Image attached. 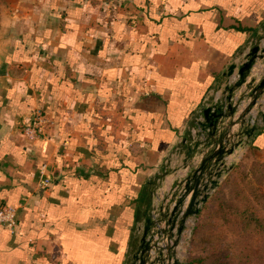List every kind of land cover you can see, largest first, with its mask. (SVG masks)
Wrapping results in <instances>:
<instances>
[{
	"label": "crops",
	"instance_id": "obj_1",
	"mask_svg": "<svg viewBox=\"0 0 264 264\" xmlns=\"http://www.w3.org/2000/svg\"><path fill=\"white\" fill-rule=\"evenodd\" d=\"M256 45L264 0H0V207L17 208L0 264H128L153 192L186 172L202 108ZM261 129L221 183L239 164L264 170Z\"/></svg>",
	"mask_w": 264,
	"mask_h": 264
},
{
	"label": "water",
	"instance_id": "obj_2",
	"mask_svg": "<svg viewBox=\"0 0 264 264\" xmlns=\"http://www.w3.org/2000/svg\"><path fill=\"white\" fill-rule=\"evenodd\" d=\"M258 60H264V46L261 45L250 49L246 60L239 64L235 79L229 80L224 91L202 108L196 130L190 136L184 162L186 172L176 177L162 197L160 192H153L144 213L139 245L128 264H182L176 256L177 250L185 251L180 245H189L204 203L235 164L228 166V158L240 155L237 150L245 143L244 137H251L264 126V113L260 114V121L259 115L252 113L253 107L259 103L261 107L264 101V71L259 76L252 74ZM236 68V64L231 65L229 77L234 75ZM246 99L247 105L237 115ZM235 125L239 128L232 132ZM198 156L201 159L195 161Z\"/></svg>",
	"mask_w": 264,
	"mask_h": 264
},
{
	"label": "trees",
	"instance_id": "obj_3",
	"mask_svg": "<svg viewBox=\"0 0 264 264\" xmlns=\"http://www.w3.org/2000/svg\"><path fill=\"white\" fill-rule=\"evenodd\" d=\"M262 128H264V126ZM261 131L262 129H260L258 133ZM261 133H263V131ZM256 167L257 166L252 167L253 179L259 180L264 178L263 169L261 170L263 175H254L257 170ZM236 173L241 182L245 180V183H247L249 187H252L249 193H243L244 188H241V192L235 193L237 196L236 199H238L239 202L242 200L245 203L233 205L228 209L225 208L224 202H220L218 208L206 207L205 212L203 211L204 213H202L203 216H201V221H199L195 229V236L198 234L202 235L206 225H215L211 223L210 219H205L210 213L214 218H220L221 214L223 217L227 215L225 222L230 225L235 223L238 229L240 238L238 239V246L240 247V251L232 254V252L228 251L226 248V260L221 261L215 259L213 264H264V253L261 252V250H264V209L261 203L264 201V193L259 191L258 184H256V186L253 185L255 184L253 183L254 180L247 179L248 174L245 173V169H243L241 164L233 168V171L226 179L225 183H236L237 181L235 182V179H233ZM237 184H239V182H237ZM214 198L221 199V194L217 193ZM188 261L189 264H203V259H195L193 256H191Z\"/></svg>",
	"mask_w": 264,
	"mask_h": 264
},
{
	"label": "rangeland",
	"instance_id": "obj_4",
	"mask_svg": "<svg viewBox=\"0 0 264 264\" xmlns=\"http://www.w3.org/2000/svg\"><path fill=\"white\" fill-rule=\"evenodd\" d=\"M252 166V164H248L242 167L243 169H245V173L248 174L247 179L254 180ZM256 168L257 170L254 175H263L261 173L262 168H260L259 166H257ZM233 179H235V182H239V184H237V182L232 184L225 182L221 183L217 192H215V195L212 197L211 202L209 201V203L207 202L203 206L201 216H203L202 213L205 212L206 207L218 208L220 202H224L225 208L227 209L233 205L245 203L242 200L239 202L238 199H236L237 196L235 195V193L241 192V188H244L243 193H249L251 192L252 187H249V185L245 183V180L244 182H241L240 178L237 177V173L234 175ZM253 183H255L253 184L255 186L256 184H258L259 191L264 193V178L254 180ZM217 193L221 194V199L214 198ZM261 203L264 209V201H262ZM225 218H227V215L223 217V215L221 214L220 218H214L213 215L210 213L206 216L205 219H210L211 223H214L215 225H206L204 233L202 235L198 234L196 236L195 229L199 222H195L193 228V235L189 240V245L188 243L185 244L184 255L188 257L186 260L187 264H189L188 260L191 256H193L195 259H203V264H213V261L215 259H219L221 261L226 260V248L228 249V251L232 252V254L240 251V247L238 246V239L240 238L236 224L232 223V225H230L226 223ZM261 252L264 253V250H261Z\"/></svg>",
	"mask_w": 264,
	"mask_h": 264
},
{
	"label": "built area",
	"instance_id": "obj_5",
	"mask_svg": "<svg viewBox=\"0 0 264 264\" xmlns=\"http://www.w3.org/2000/svg\"><path fill=\"white\" fill-rule=\"evenodd\" d=\"M264 113V101L260 107L259 112H257V115H259L258 121L261 120L260 118V114ZM44 122V118L43 115L41 113H38L36 120L29 126H27L25 128V132L28 133H32L35 130L40 129L41 124ZM241 158V155H237L233 158L234 161L239 160ZM227 165L229 166L230 163H227ZM54 181L48 177H41L40 181H39V185L46 189L49 188L51 186H53ZM2 226H7L9 228H11L12 230L16 228L17 226V208L14 206H10V205H5L0 207V227Z\"/></svg>",
	"mask_w": 264,
	"mask_h": 264
}]
</instances>
